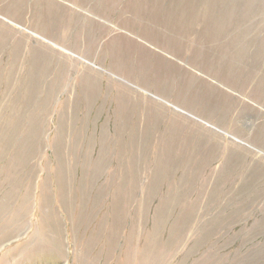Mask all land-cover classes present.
Here are the masks:
<instances>
[{
	"label": "rangeland",
	"instance_id": "374dc122",
	"mask_svg": "<svg viewBox=\"0 0 264 264\" xmlns=\"http://www.w3.org/2000/svg\"><path fill=\"white\" fill-rule=\"evenodd\" d=\"M0 264H264V0H0Z\"/></svg>",
	"mask_w": 264,
	"mask_h": 264
}]
</instances>
